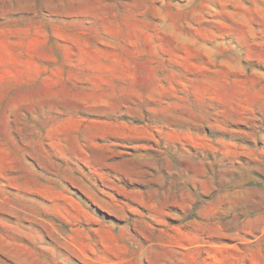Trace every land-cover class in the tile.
Returning <instances> with one entry per match:
<instances>
[{
	"label": "rangeland",
	"instance_id": "1",
	"mask_svg": "<svg viewBox=\"0 0 264 264\" xmlns=\"http://www.w3.org/2000/svg\"><path fill=\"white\" fill-rule=\"evenodd\" d=\"M0 264H264V0H0Z\"/></svg>",
	"mask_w": 264,
	"mask_h": 264
}]
</instances>
